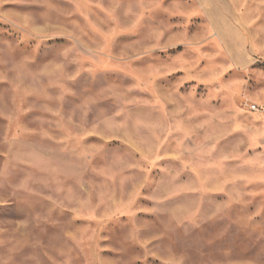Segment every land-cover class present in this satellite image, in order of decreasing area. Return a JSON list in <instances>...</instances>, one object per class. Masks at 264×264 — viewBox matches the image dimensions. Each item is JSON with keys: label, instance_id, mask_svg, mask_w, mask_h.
<instances>
[{"label": "rangeland", "instance_id": "1", "mask_svg": "<svg viewBox=\"0 0 264 264\" xmlns=\"http://www.w3.org/2000/svg\"><path fill=\"white\" fill-rule=\"evenodd\" d=\"M264 0H0V264H264Z\"/></svg>", "mask_w": 264, "mask_h": 264}, {"label": "built area", "instance_id": "2", "mask_svg": "<svg viewBox=\"0 0 264 264\" xmlns=\"http://www.w3.org/2000/svg\"><path fill=\"white\" fill-rule=\"evenodd\" d=\"M253 110H254V111H258V110H262V111H264V106L259 107V106H257V105H254V106H253Z\"/></svg>", "mask_w": 264, "mask_h": 264}]
</instances>
